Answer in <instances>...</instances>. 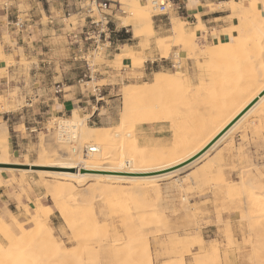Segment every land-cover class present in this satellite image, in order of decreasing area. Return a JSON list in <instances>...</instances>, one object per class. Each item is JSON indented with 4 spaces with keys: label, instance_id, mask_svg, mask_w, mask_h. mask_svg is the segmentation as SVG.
I'll return each instance as SVG.
<instances>
[{
    "label": "rangeland",
    "instance_id": "374dc122",
    "mask_svg": "<svg viewBox=\"0 0 264 264\" xmlns=\"http://www.w3.org/2000/svg\"><path fill=\"white\" fill-rule=\"evenodd\" d=\"M25 1L20 8L25 11L23 17L35 23L28 32L35 33L36 51L27 56L20 48L16 59L6 55L0 43V58L7 62L0 69L4 78L0 85V160L10 140L9 156H5L8 163L74 161L78 152L87 157L89 143L103 141L58 139L57 121L72 118L74 109L79 110L86 127L113 130L124 123L127 129L124 125L121 128L133 129L139 146L133 149L137 162L151 159L154 163L157 152L165 153L166 159L157 160L158 156L154 164L166 161L175 154V147L183 149L190 138L191 144L197 143L204 138L202 135L223 124L264 79L258 70L264 49L262 57L255 53L263 42L255 32L259 17L251 11L259 0H235L245 7L240 14L228 8L225 1L215 6L224 14L230 13L220 19L230 27L222 31L225 37L213 29L210 38L208 31L212 29L207 25H216L218 20L210 24L201 19L191 22L181 12H175L177 6L167 15L158 14L152 0H108L110 7L104 13L94 0H30L40 12L35 16L28 14L31 9H25ZM129 4L149 6L154 34L135 36L132 17L126 10ZM103 14L108 15L109 30L95 40L104 26L91 24L90 16L100 19ZM179 19L193 35L187 46L177 39L172 28ZM254 19L256 25L252 23ZM123 29L128 35L125 40L119 35ZM88 31L91 39H86ZM241 33L247 35L246 46L205 55L228 35ZM157 71H171L190 87L166 86L146 95L132 94L135 118L132 124L129 122L130 127L122 119L125 89L153 82ZM58 83L64 84L61 93H55ZM85 130L80 128V133ZM92 158L103 163L101 158ZM14 168L0 171V223L6 220L16 239L27 238L15 243L0 232V243L3 248L19 245L23 253L31 247L32 252L27 254L31 259L35 256L30 253L37 251L56 253L54 258L61 260L55 264L62 260L63 264H264V97H259L214 147L155 180L83 179L42 171L62 170L53 167ZM96 180L100 186L122 187L124 191H101L102 195ZM67 183L74 185L72 191L66 190ZM117 198L128 202L123 199L122 205ZM38 203L50 211L49 229L42 233H36L31 222ZM15 220L25 223L24 237L14 226ZM26 241L28 247L23 246ZM43 254L37 255L41 258ZM55 259H50V264Z\"/></svg>",
    "mask_w": 264,
    "mask_h": 264
},
{
    "label": "bare ground",
    "instance_id": "6f19581e",
    "mask_svg": "<svg viewBox=\"0 0 264 264\" xmlns=\"http://www.w3.org/2000/svg\"><path fill=\"white\" fill-rule=\"evenodd\" d=\"M257 3H259V2H257ZM253 5L254 6L252 8L251 7L250 8H251V11H253L254 15H257L259 17V21H258L259 23H257V25H256L255 24V19H254V21L252 23H254L256 25V28H255V25H254L255 32H256V30L258 31L259 38L263 41L262 42V45H259L256 48L255 53L256 54H260V57H262V50L264 49V5H263V9H261V7H260L259 4H256V5L253 4ZM227 6H228V8H231L232 10H234L235 12H238L239 13V12H242L243 11V13H244V10H242V9L243 8L245 9V7L242 4H239L238 2H236L235 0L229 1L228 4H227ZM251 6H252V3H251ZM126 10L129 13V15H131V17L133 18V19L131 18V20H133L134 29H135V31H134L135 36H148V35L154 34L155 28H154V23H153V20H152V15H151V11H150L149 6H147V5L141 6L139 4H129L128 7L126 8ZM247 10L250 11L249 9H247ZM250 19H253V17L251 16ZM127 22H126V24H127ZM248 24H250V23H248ZM172 28H173V31H174L177 39L180 40V41H183L186 46L189 44L190 40L192 42L193 35H191V32H188V30L185 28L183 22L180 19L177 20L176 22H174ZM249 36H251V35H249ZM252 36H254V35H252ZM246 37H247V35H246ZM246 37H245V35L243 33L239 34V36H236L235 34L229 35V37H228L227 40H220V42L218 44H216V45L213 44L214 46L211 47L208 51H206L207 53L205 55H207L209 57L215 51H217V52L218 51H225V49L228 50V49H231V47H237L239 49L240 47H242L244 45L246 46L248 44V42H247L248 40H247ZM254 37H257V36H254ZM252 44H253V42H252ZM254 45H252L253 46L252 47V51L255 49L254 48ZM255 47H256V45H255ZM130 50H129V52L132 53V51H130ZM192 50H193V48H192ZM197 53H196V56H197ZM192 55H194V54H192ZM196 59H198V58H196ZM254 65H256V64H254ZM258 70H260V72L262 74H264V58L262 59L261 64H260V68H258ZM255 75H258L257 72H255ZM185 77H184V79H185ZM186 79H187V77H186ZM179 85H183V86L190 87V85L188 83H186V82H184L182 80L181 76H177L175 73H173L171 71H157L155 73V75H154L153 82H144L143 84H140V85L135 86V87H132V88L127 87V89H125V92H124V95H123V97H124L123 104L124 105H123V116H122L123 118L122 119L124 121L128 122V125H130V127H131V124H132L131 122L135 118L133 112L131 111L132 110V108H131V101H132V99L131 98L133 97L132 94H134L136 96L137 95L138 96L139 95H146V94H148V93H150V92H152L154 90H157L159 88H162V87H166V86H179ZM263 91H264V79L257 86V89L254 92V94L252 96H250V97H246L244 99V101L241 102L235 108V110L233 111V113L226 119V121L223 124H221L220 126H216L211 131H208L206 135H202V137L204 136V138L202 140H200L199 142L196 141L197 143L191 144L192 138H190L188 140V142H187L188 144L186 142H184V144L186 143V145H187L186 147H184L183 149H179L178 146H177V148L179 150L175 147V154H173L174 153V150H173V153H172L173 155H171L170 159H168L166 161L161 160V162H159V163L157 161L156 164H154V163H155V161H156V159H157L158 156L159 157H158L157 160H160L159 158H162L164 160L166 159V158H164V154L165 153L164 154L159 153V154H162V156H163V157H160L161 155H159L158 152H157L156 154H158V155L155 154V156H157V157H156V159H154V161H153L154 163L151 162V159H149V162H147V163H146V161H145V163H142L143 161H140V160L138 161L139 163L137 162V157L138 156L135 155V151H133V149L136 148V147H137V149H139L138 148L139 146H136V142L137 141H136V137L134 136V133L135 132L133 131V129L124 130V128H121L124 125L123 127H125V129H127V126H125L124 123H123L122 126H118L117 128H114L113 130H110V129L109 130H105V129L101 128V127H97V128L90 127V126H87L86 127L85 123H83L81 121V116H80V113H79V110L78 109H74L72 118H69V119H60L58 121L56 120L57 121V125H58L57 127L59 128L58 139H59V141H62V140L65 141V140H71V139H73V140H76L78 142V139H80V138L81 139L87 138V139H95V140H101V141H103V143L100 142V141H98V142H93V141L90 142L89 145L87 146L88 151H90V154L87 157L85 156L86 158L81 155L82 153L79 154V152H78V155H77V157H75L76 159L74 161H67V160H63V159H60V160L54 159V160H52V162H45V163L42 162L40 164L8 163L7 161H5L6 158H7V157L5 158V156L8 155L9 149H8V147H5V150L2 151V155L4 156V159H3V157H1L2 159L0 160V163L25 165L27 167H35V166H37V167H53V168H59V169H62V170H60V171H49V170L46 171V170H43L42 169V171H45V172H48V173H52V174H59V175H63V176L77 177V178H83V179L84 178H90V177H93V178L96 177V178H101V179H103V178H106V179L107 178H111V179L112 178H115L116 179L117 178V179H120V180H125V179L127 180V179H134V178H137V177L138 178L139 177H142V178L147 179L149 181L150 180H155V179L162 178V177H165V176L171 174V172L175 171L174 168H176L177 166H179V165H181V164H183L185 162H188L189 160H191L192 158H194L195 156H197V154H199V152H201L206 146H208V144H210V142H212L219 134H221V132H223V130H225V128L228 126V124H230V122H232V120H234L245 108H247V106H249V104H251L254 100H256L259 97H264V95L261 96V94H262ZM80 128H86V130L84 132H81L80 133ZM127 137H128V139H126ZM129 140H130L131 143L128 142ZM218 140L219 139H217V141ZM133 141H135V142L133 143ZM217 141H215L213 143V145H211V147H214L216 145ZM80 145L83 146V144H80ZM80 147H79V149H80ZM72 149H73V152H74V150L76 148L73 147ZM79 149L77 148V150H79ZM82 151L83 150H81V152ZM148 151H150V150H148ZM160 151H163V149L160 150ZM68 152L70 153L71 151H68ZM151 154H148V155L151 156ZM92 156H95L96 158H101L100 160L103 163L96 162V160L93 159ZM155 156H154V158H155ZM126 157H128V158H126ZM142 157H143V154L141 153L140 154V158H142ZM146 157L147 156H145L144 158H146ZM197 158H199V157H197ZM152 160H153V158H152ZM111 161H116L118 163L117 164L107 163V162H111ZM191 162H189V163H191ZM189 163H187V164H189ZM3 168L4 169L7 168V169H10V170L15 169L14 167H0V171ZM178 168H181V167H178ZM29 169H31V168H29ZM145 174H149V175H145ZM150 174H153V175H150ZM96 182H97V180H96ZM98 184H99V182H97L95 184V186L99 187V189L101 188L100 192L102 191L103 194H105L104 191H108L109 193H110V191H112V193L113 192H116V193H120V194L124 191V189L122 187H114V186L109 187V185H107V186L101 185L100 186V184L99 185ZM65 188H66L67 191L68 190L69 191H72L73 190L72 188H74V185H72L70 183H67L65 185ZM133 188H135V187H133ZM127 191L129 192L128 189H127ZM100 192H99V194H100ZM102 192H101V194H102ZM88 193H89V191H88ZM184 193H185V191H184ZM110 194H108V195L110 196ZM155 196H156V193H155ZM250 196L251 195H249V197ZM138 197H140V196H138ZM71 198H72V196L70 197V199ZM87 198H85V199H87ZM93 199H95V198H93ZM123 199H124V201L126 200V198H122V201H123ZM87 201H88V199H87ZM120 201L121 200H119L117 202H120ZM122 201H121V203H122ZM151 201H153V200H151ZM125 202H128V201L126 200ZM149 202H150V200H149ZM69 203H70V200H69ZM110 203H112V202H110ZM123 204L124 203H122V205ZM69 207H70V205H69ZM35 212L38 213V216L37 217L34 216V213ZM62 212H63V210H62ZM34 213L32 214L33 216L31 215L32 216L31 217V222L35 225V228L33 230H35L36 233H39V232L42 233V232L48 231L49 228H47V222H48V218H49L50 211L48 209H46V207H44L42 204H39V207L37 208L36 211H34ZM63 214H64V212H63ZM0 224H1L0 225V232H1V234L3 233L2 234L3 236L9 237L11 240L13 239L15 241V243L18 240H20V241L22 240V238L21 239L20 238H18V239L15 238V236H14V233L15 232L13 231L11 225H9L6 222V220L2 219ZM13 224H14V226L16 228H18V229L21 230V233L23 234V237H24V224L25 223L19 222V221L15 220L13 222ZM26 236L29 237L31 235H28V233H27ZM25 238H27V237H24L21 242H24L25 241ZM28 240L31 241L32 239L29 238ZM11 242H13V241H11ZM27 243L28 242L26 241L25 244H23V246L26 245V247H28L27 246ZM29 243H30L29 246H31L34 243V239H33V242L32 243L31 242H29ZM4 248H6V247H4ZM4 248L2 247V244L0 243V264H27V263L30 264V261L28 262V260H27V258H29L27 254H29V252H32L31 251V247L28 248V249H30V251L28 250V253H23L24 252L23 251V247H19V245H14L13 244L11 246V244H10V246H8V248H6V249H4ZM32 249H33V251L35 250L33 247H32ZM37 254L42 255L43 253L42 254L39 253V252L37 253V251L34 252L33 254L30 253V255H34L35 256V257L33 256L34 257L33 259H31V257L29 258V259L32 260V263L31 264H50V261H51L50 259H52V258L55 259L54 256H57V254L54 253V252L52 254L50 252H48L46 254H43V257H41V258ZM60 255H64L63 258L66 257V254L65 253L63 254L61 252ZM67 256H69L68 253H67ZM57 258H59V257H56V259L54 261L52 260V264H55L54 262H58L59 260H61V258L59 260ZM65 261H67V259ZM63 262H64V260H62V262H59L58 264H63ZM70 263L68 262L66 264H70Z\"/></svg>",
    "mask_w": 264,
    "mask_h": 264
},
{
    "label": "crops",
    "instance_id": "0c3cea01",
    "mask_svg": "<svg viewBox=\"0 0 264 264\" xmlns=\"http://www.w3.org/2000/svg\"><path fill=\"white\" fill-rule=\"evenodd\" d=\"M22 1L25 0H9V2L13 3L14 7H19ZM175 5V12L179 13L181 12L182 14L185 15V17L189 18L191 22H197L199 19H201L203 22L207 21L208 24L211 22H216V25H207V28L212 29L208 31V38L212 37V32L213 29H216L218 32L220 31L225 37L227 34L223 33L222 31L229 28V24L222 22L223 20H220L221 18H224L225 16L230 15V13L224 14L222 10H219L218 8H215V6L219 5L220 3L224 2L225 4L229 1L227 0H173ZM231 1V0H230ZM263 1L264 0H259V5L261 9H263ZM124 2L130 3L131 0H125ZM25 8L27 10H30L28 14L30 16H35V15H40V12H38V9L36 8V4L34 1L26 0ZM174 9V8H173ZM6 10L3 8L2 3L0 2V43L4 46V53L6 55H13L14 58L17 59V54L19 53V49L22 48L24 53L27 54V56L33 55L32 52L36 51V42L33 41V37L35 36V33L33 30L32 33H27L23 36H16L14 31L10 29V27L7 25V21L9 18V15ZM41 20V19H40ZM162 21V19H159ZM39 20L37 19L36 22ZM160 26V24H158ZM42 34V33H41ZM8 35V38L6 37ZM229 37V35L227 36ZM41 39L42 37H39ZM43 60V59H40ZM7 65V62L4 58H0V69L4 68ZM4 78L0 74V85L3 83ZM63 107L65 108L64 102L61 103ZM68 107L70 106L69 103H67ZM3 121L5 122V116H2ZM9 124H7V129ZM8 137V136H7ZM9 139V137H8ZM11 141L9 140V150L11 149L10 145ZM12 144V143H11ZM13 146V145H12ZM15 151V150H14ZM197 159V158H196ZM194 161V160H193Z\"/></svg>",
    "mask_w": 264,
    "mask_h": 264
},
{
    "label": "built area",
    "instance_id": "2783aa9c",
    "mask_svg": "<svg viewBox=\"0 0 264 264\" xmlns=\"http://www.w3.org/2000/svg\"><path fill=\"white\" fill-rule=\"evenodd\" d=\"M94 2L97 4L99 9L102 11V13H104L103 11L110 7V3L108 2V0H94ZM1 3L3 5V8L8 13L7 15H9L7 25L13 29V31L15 32V35L16 36H23V35L29 33L28 32L29 28L33 27L35 25V23H33V24L30 23V20H32L31 18L23 17L25 11L19 7H14L13 3L9 2V0H2ZM152 3L156 7V9L159 10L158 14H162V15H167L169 13V11L174 8V5H175L173 0H152ZM90 17H91L90 18L91 24H95L96 26L101 24L102 26H104L97 33V35H95V37H98V39L95 38V40H100L99 38L101 36V33L105 32L106 29L109 30L108 15L103 14V16L100 19H94L92 16H90ZM89 32L90 31L87 32L88 36H86V39H91L93 37L92 35H89V34H91ZM93 33H95V31ZM109 43H110V41H109ZM86 62L88 65V69H91V65H89L87 60H86ZM85 76H87V74H85ZM90 78H92L91 74H90ZM63 89H64V84L58 83L56 88H55V93H61L63 91ZM98 89H100V88H98ZM99 93H101V90H99Z\"/></svg>",
    "mask_w": 264,
    "mask_h": 264
},
{
    "label": "water",
    "instance_id": "95a60500",
    "mask_svg": "<svg viewBox=\"0 0 264 264\" xmlns=\"http://www.w3.org/2000/svg\"><path fill=\"white\" fill-rule=\"evenodd\" d=\"M264 95V91L262 92L261 96ZM259 98H257L256 100H254L251 104H249V106H247V108H245L234 120H232V122H230V124H228V126L225 128V130H223V132H221V134H219L212 142H210V144H208V146H206L201 152H199V154H197V156H195L194 158H192L191 160H189L188 162H185L179 166H177L174 169H177L178 167H182L184 165H186L187 163L193 161L194 159H196L197 157H199L201 154H203L207 149H209L211 147V145H213V143L215 141H217V139H219V137H221V135H223L256 101H258ZM1 167H27L25 165H17V164H4V163H0Z\"/></svg>",
    "mask_w": 264,
    "mask_h": 264
},
{
    "label": "trees",
    "instance_id": "16d2710c",
    "mask_svg": "<svg viewBox=\"0 0 264 264\" xmlns=\"http://www.w3.org/2000/svg\"><path fill=\"white\" fill-rule=\"evenodd\" d=\"M126 30H121L120 31V33H119V35L121 36V39H123V40H125L126 38H127V34H126V32H125ZM111 32L113 33L114 32V30H113V28H112V26H111Z\"/></svg>",
    "mask_w": 264,
    "mask_h": 264
}]
</instances>
